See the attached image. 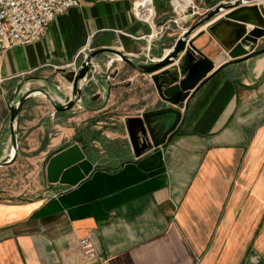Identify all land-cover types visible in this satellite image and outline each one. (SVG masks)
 <instances>
[{"label":"crops","instance_id":"obj_1","mask_svg":"<svg viewBox=\"0 0 264 264\" xmlns=\"http://www.w3.org/2000/svg\"><path fill=\"white\" fill-rule=\"evenodd\" d=\"M222 1L154 0L152 26L133 14L132 0H80L57 14L39 39L7 47L0 52V159L12 148L11 105L33 87L60 101L70 97L64 73L91 51L97 34H126L135 46L144 44L129 53L136 60H161ZM236 8L191 33L193 46L215 67L174 105L182 110L177 129L142 166L124 118L172 105L151 74L117 60L115 75L95 77L81 101L62 111L42 92L28 96L11 164L33 163L28 173H43L45 182L28 199L0 193V264H264V36L249 54L232 58L231 29L218 37L208 30ZM113 56L100 54L97 71L108 70ZM74 143L94 170L76 185L49 182L50 157ZM85 236L102 260L84 256L79 239Z\"/></svg>","mask_w":264,"mask_h":264},{"label":"water","instance_id":"obj_2","mask_svg":"<svg viewBox=\"0 0 264 264\" xmlns=\"http://www.w3.org/2000/svg\"><path fill=\"white\" fill-rule=\"evenodd\" d=\"M249 1L264 0H223L218 3L198 22L187 27L172 50L161 60L150 62L136 60L129 53H140L144 44L135 46L133 39L126 34L117 32L97 34L92 40L91 51L85 54L79 62H75V68L64 73V77L72 83L70 97H67L65 101H60L49 90L33 87L11 105L9 125L12 148L9 154L0 159V166L11 164L19 153L18 114L29 95L36 91L42 92L57 110L69 109L81 101L83 91L94 82L95 77L108 80L110 76L115 75V72H111V68L117 60H123L138 70L151 74V78L163 99L172 103L168 107L145 111L141 115H129L124 118L132 152L136 158H139L138 163L142 166L144 156L152 152L159 154L160 147L170 139L177 129L182 118V110L174 105L184 102L192 89L215 67L211 59L203 56L193 46L189 39L193 30L216 17L221 11L238 6L208 26V30L217 37L219 32L227 27L231 29V38L226 43L229 55L232 58H238L249 54L259 38L264 36V2L252 5L244 4ZM245 23H253L254 26L247 29ZM102 53H111L114 56L109 59L108 70L99 72L94 60ZM100 64H105L104 60ZM166 65L171 66L162 69ZM83 79L88 80L87 84H80ZM94 168V162L87 155L84 147L79 143H74L50 157L46 165V174L51 183L60 182L76 185L87 177Z\"/></svg>","mask_w":264,"mask_h":264},{"label":"built area","instance_id":"obj_3","mask_svg":"<svg viewBox=\"0 0 264 264\" xmlns=\"http://www.w3.org/2000/svg\"><path fill=\"white\" fill-rule=\"evenodd\" d=\"M80 0H0V52L15 44L39 39L55 16L79 4ZM184 0H177L181 5ZM132 12L140 20L156 25L154 0H132ZM79 246L89 262L102 260L91 236L79 239Z\"/></svg>","mask_w":264,"mask_h":264},{"label":"rangeland","instance_id":"obj_4","mask_svg":"<svg viewBox=\"0 0 264 264\" xmlns=\"http://www.w3.org/2000/svg\"><path fill=\"white\" fill-rule=\"evenodd\" d=\"M3 153L0 148V156ZM33 167H35L33 163L26 161L0 166V193L13 194L15 197L26 199L35 197L45 182V175L43 173L36 174L37 177L34 178L32 174L28 173L32 172Z\"/></svg>","mask_w":264,"mask_h":264}]
</instances>
